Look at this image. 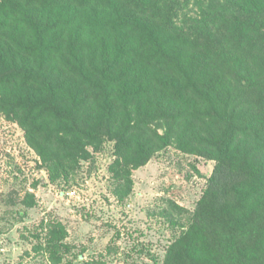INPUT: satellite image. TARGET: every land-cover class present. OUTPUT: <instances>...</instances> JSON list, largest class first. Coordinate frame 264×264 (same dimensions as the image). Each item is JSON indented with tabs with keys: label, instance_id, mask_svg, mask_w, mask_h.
Masks as SVG:
<instances>
[{
	"label": "trees",
	"instance_id": "1",
	"mask_svg": "<svg viewBox=\"0 0 264 264\" xmlns=\"http://www.w3.org/2000/svg\"><path fill=\"white\" fill-rule=\"evenodd\" d=\"M227 1L203 42L177 31L178 0H0V112L51 169L106 140L124 175L172 137L215 160L164 264H264V0Z\"/></svg>",
	"mask_w": 264,
	"mask_h": 264
},
{
	"label": "rangeland",
	"instance_id": "2",
	"mask_svg": "<svg viewBox=\"0 0 264 264\" xmlns=\"http://www.w3.org/2000/svg\"><path fill=\"white\" fill-rule=\"evenodd\" d=\"M183 1L175 9L177 31L203 42L222 25L215 19L207 27L204 12L225 18L237 11L227 0ZM149 127L160 135L168 130L165 121ZM195 143L172 137L124 175L115 141L106 140L88 146L89 155L67 174L43 162L24 129L0 112V264H164L215 166ZM55 231L62 236L58 262L51 259Z\"/></svg>",
	"mask_w": 264,
	"mask_h": 264
}]
</instances>
